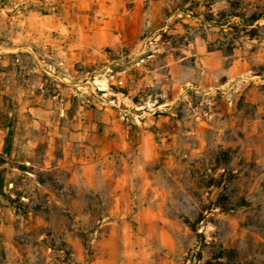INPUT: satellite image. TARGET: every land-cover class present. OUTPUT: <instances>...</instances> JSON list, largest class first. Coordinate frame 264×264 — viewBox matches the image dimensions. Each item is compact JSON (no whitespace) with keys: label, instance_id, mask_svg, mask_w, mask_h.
Instances as JSON below:
<instances>
[{"label":"rangeland","instance_id":"374dc122","mask_svg":"<svg viewBox=\"0 0 264 264\" xmlns=\"http://www.w3.org/2000/svg\"><path fill=\"white\" fill-rule=\"evenodd\" d=\"M157 1L0 0V264H264V0Z\"/></svg>","mask_w":264,"mask_h":264},{"label":"trees","instance_id":"16d2710c","mask_svg":"<svg viewBox=\"0 0 264 264\" xmlns=\"http://www.w3.org/2000/svg\"><path fill=\"white\" fill-rule=\"evenodd\" d=\"M229 3V9L220 10L218 13L213 14L210 9L206 13L192 14L191 17L197 19L201 27L205 26L210 29H218L220 37L214 41L207 40L205 34H201V37L206 42V48L208 52L219 51L222 55L231 59L234 57V50H236L241 43V40L246 39L253 41L257 39V32L263 26H260L259 22L264 19V10L260 9L258 12H251L246 14L245 12L239 13L236 11V6L232 2ZM190 11V10H187ZM183 28L187 26L182 25ZM180 39L185 38L179 36ZM253 73H255L253 68ZM257 75L261 80H264V65L258 68ZM16 124V117L5 110H0V128L5 131L3 154L5 156L10 155L13 130ZM3 162L2 156H0V163ZM203 239V238H201ZM205 246V242H201ZM217 253L213 254V261L208 260L202 264H223L222 261L232 259L234 257V250H225L221 245L218 247ZM202 249H199L192 259L186 258V262L189 264H200ZM226 264V263H224Z\"/></svg>","mask_w":264,"mask_h":264},{"label":"crops","instance_id":"0c3cea01","mask_svg":"<svg viewBox=\"0 0 264 264\" xmlns=\"http://www.w3.org/2000/svg\"><path fill=\"white\" fill-rule=\"evenodd\" d=\"M157 2H156V4H157L159 10L170 9V12H167L166 15H165L167 20L170 19L172 16H175L177 9L175 7H171V5L169 4V1L158 0ZM170 13H172V15ZM184 16H188L189 17V15H184Z\"/></svg>","mask_w":264,"mask_h":264}]
</instances>
